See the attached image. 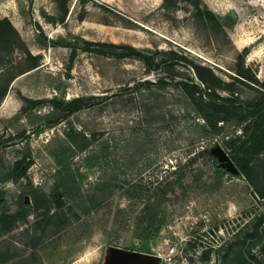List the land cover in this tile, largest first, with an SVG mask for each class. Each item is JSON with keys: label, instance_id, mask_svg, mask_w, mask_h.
Returning a JSON list of instances; mask_svg holds the SVG:
<instances>
[{"label": "rangeland", "instance_id": "rangeland-1", "mask_svg": "<svg viewBox=\"0 0 264 264\" xmlns=\"http://www.w3.org/2000/svg\"><path fill=\"white\" fill-rule=\"evenodd\" d=\"M2 214L0 264H264V0H0Z\"/></svg>", "mask_w": 264, "mask_h": 264}, {"label": "trees", "instance_id": "trees-1", "mask_svg": "<svg viewBox=\"0 0 264 264\" xmlns=\"http://www.w3.org/2000/svg\"><path fill=\"white\" fill-rule=\"evenodd\" d=\"M38 29L40 31V37L42 39V43L44 45L45 44H49V43H55L53 40L48 38V36L44 33V31L42 30L41 27H38ZM115 53L116 52H113V54H115ZM217 82H219L218 78H216V83ZM203 94L204 95L199 98L200 104H203V103L207 102L210 106H217V105L222 104V103H227L228 105H236L235 100L225 98V97L221 96L220 94H218L216 92H213L212 90L203 92ZM241 103L244 104V102H241ZM246 106H248L251 109L257 108V105H255V104H246ZM210 118H211V116H210ZM210 118L207 117V116L204 117V120L206 121V125H205L206 127L207 126L208 127L214 126L212 124ZM50 125H52V123ZM72 142L75 145H77V143L74 140H72ZM89 144H90V142L87 141L85 146L80 147L79 149L83 150ZM241 150H244V152L249 156V158L251 157V144L247 140H244L235 148L234 154L232 155V160H234V161L238 160L237 159V155H239ZM14 171L17 174L18 177H22L25 174V170L22 169L19 164L16 165V167L14 168ZM15 219H16V215L15 214H2V215H0V222L1 223H3V222L13 223L15 221Z\"/></svg>", "mask_w": 264, "mask_h": 264}, {"label": "water", "instance_id": "water-1", "mask_svg": "<svg viewBox=\"0 0 264 264\" xmlns=\"http://www.w3.org/2000/svg\"><path fill=\"white\" fill-rule=\"evenodd\" d=\"M220 160L225 164V166L230 170H235L234 163L230 156L227 154L220 152ZM115 253L118 254L120 257L129 259V260H142L146 261L149 260L150 255L146 253H140L136 251H124L120 249H116Z\"/></svg>", "mask_w": 264, "mask_h": 264}, {"label": "built area", "instance_id": "built-area-1", "mask_svg": "<svg viewBox=\"0 0 264 264\" xmlns=\"http://www.w3.org/2000/svg\"><path fill=\"white\" fill-rule=\"evenodd\" d=\"M174 253H175V248L174 247H171L170 249H168V251L164 255V258L163 259L165 261H171L173 259Z\"/></svg>", "mask_w": 264, "mask_h": 264}]
</instances>
